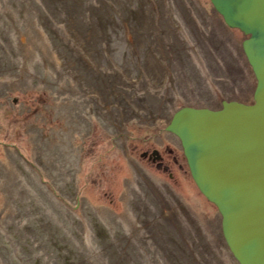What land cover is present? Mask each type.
<instances>
[{
    "label": "rangeland",
    "instance_id": "1",
    "mask_svg": "<svg viewBox=\"0 0 264 264\" xmlns=\"http://www.w3.org/2000/svg\"><path fill=\"white\" fill-rule=\"evenodd\" d=\"M244 36L209 0H0V264H238L165 125L251 101Z\"/></svg>",
    "mask_w": 264,
    "mask_h": 264
},
{
    "label": "water",
    "instance_id": "2",
    "mask_svg": "<svg viewBox=\"0 0 264 264\" xmlns=\"http://www.w3.org/2000/svg\"><path fill=\"white\" fill-rule=\"evenodd\" d=\"M209 2L226 26L245 34L240 46L255 80L251 101L182 105L165 128L178 138L196 188L215 205L236 262L264 264V0ZM157 156L156 149L148 154Z\"/></svg>",
    "mask_w": 264,
    "mask_h": 264
},
{
    "label": "trees",
    "instance_id": "3",
    "mask_svg": "<svg viewBox=\"0 0 264 264\" xmlns=\"http://www.w3.org/2000/svg\"><path fill=\"white\" fill-rule=\"evenodd\" d=\"M50 1V0H49ZM52 3V6H55V3L54 2H51ZM43 21H42V23H43V25L46 23H48V25L50 26L51 24L49 23V21H47V19H42Z\"/></svg>",
    "mask_w": 264,
    "mask_h": 264
}]
</instances>
